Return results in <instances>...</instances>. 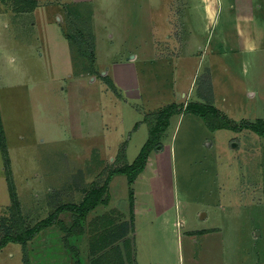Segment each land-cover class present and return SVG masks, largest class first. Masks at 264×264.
<instances>
[{
    "label": "rangeland",
    "instance_id": "rangeland-1",
    "mask_svg": "<svg viewBox=\"0 0 264 264\" xmlns=\"http://www.w3.org/2000/svg\"><path fill=\"white\" fill-rule=\"evenodd\" d=\"M31 1L0 0V239L13 223H52L1 249L0 264H264V138L252 130L212 133L198 116H174L134 184L109 177L140 152L144 111L183 102V92L207 102L211 91L236 124L264 119V0H124L116 16L97 0L95 66L89 5ZM60 4L66 34L80 40L70 49ZM246 35L253 50L241 46ZM132 54L117 66L124 94L113 63ZM105 184L106 203L86 218L62 208ZM178 216L185 229L221 230L179 246L163 222Z\"/></svg>",
    "mask_w": 264,
    "mask_h": 264
},
{
    "label": "trees",
    "instance_id": "trees-1",
    "mask_svg": "<svg viewBox=\"0 0 264 264\" xmlns=\"http://www.w3.org/2000/svg\"><path fill=\"white\" fill-rule=\"evenodd\" d=\"M35 6L37 2L35 0L31 1ZM36 7V6H35ZM34 7V8H35ZM87 14H90V8L87 11ZM90 35L92 36V30L89 25ZM81 38L85 36L84 31H79ZM66 37L70 41H76L74 35L66 34ZM92 38V37H91ZM80 41V40H77ZM76 41V43H77ZM86 42L82 40V44ZM93 51L90 53V60L92 63L95 61L94 57V45L91 43ZM104 80H106L110 85L113 86L112 81L108 76H104ZM202 96H208L207 102L200 101H191L186 105L172 103L165 106L163 109L156 113H152L146 117V121L149 125V137L143 147L141 148L136 159L124 166L116 167L110 172L109 177L113 175H125L127 177L128 184L131 186L135 179L140 175V173L144 170L149 160L150 153L152 150L156 149L161 144V138L166 129L170 124V118L174 114L179 113H192L202 118V120L206 123V125L211 130H216L220 128H228L234 130H241L243 128H247L258 134L259 136L264 138V119H257L255 121H243L241 124H236L231 121L225 114H223L214 104L213 100H211V91L206 94H202ZM0 134L3 135V123L0 113ZM2 146H6L4 137H1ZM7 154V153H6ZM8 157V155H6ZM9 187L10 194L14 204V211L17 215H20V204L18 202L17 194L15 192V188L13 183L9 179ZM107 186L106 184L103 187H98L91 189L87 192L85 198L82 200L80 204L66 205L62 207L64 210H70L79 215L80 218H86L87 215L96 210V208L101 203H106V200L103 198L106 192ZM132 190V188H131ZM132 196H134L133 190L131 191ZM52 223V217L45 219L41 223L37 224L34 227L29 229H24L23 226H19L18 223H13V228L8 229L5 235L0 239V250L5 248L10 243L22 244L26 245L28 241L32 240L35 235L41 230L44 225H50Z\"/></svg>",
    "mask_w": 264,
    "mask_h": 264
},
{
    "label": "crops",
    "instance_id": "crops-1",
    "mask_svg": "<svg viewBox=\"0 0 264 264\" xmlns=\"http://www.w3.org/2000/svg\"><path fill=\"white\" fill-rule=\"evenodd\" d=\"M67 2H70V3H74V2H79V3H81V2H83V3H85V4H88L89 5V7H90V14L88 15V20H89V23H90V28H91V30H92V40H93V45L95 46V44H94V38H95V36H96V30H95V28H94V19H95V16H96V12H95V10H94V4L96 3V1L97 0H66ZM128 1L129 0H127L126 1V3H128ZM62 2V1H61ZM106 3L107 4H110V6L108 7V10L106 11V14L108 15V16H116V15H118L119 13L121 14V13H125L126 11H124V12H122V9L120 10V12H119V10L115 7L116 5L115 4H117V3H121V8H122V5H123V3H124V0H106ZM76 4H78V3H76ZM260 7H264L263 5H259ZM56 15H58V20L60 21V24H61V29H62V34H63V37L65 38V40H66V43H67V45L69 46V49H70V45L72 44L71 43V41L70 40H68L67 39V37H66V30H67V27H66V19H65V21H64V9H63V5L62 4H60L59 6H57V10H56ZM108 18H114V17H108ZM247 36V35H246ZM114 34L113 33H110V35H109V39H110V41H113L114 39ZM247 38H248V36H247ZM252 43H253V41L250 39V38H248V43H245V44H243V45H241L242 47H243V49L244 50H248L249 48L251 49L252 47H251V45H252ZM242 49V50H243ZM252 50H253V48H252ZM70 52H71V50H69ZM255 51V50H254ZM176 55V54H175ZM94 57H95V50H94ZM136 60H138V54H132V56L130 57V58H127L126 60H120V61H114V68H113V75H112V78H113V80L115 81V83H116V85L118 86V88L120 89V90H122V92L125 94V86H124V84H122V76H121V74H120V72L118 71V69H117V66H129V65H131L132 63H133V61H136ZM171 62V61H170ZM94 66H95V61H94ZM73 71V70H72ZM101 69H100V71H99V73H101ZM108 72H109V69H107L105 72H103L102 73V75H104L105 74V76L108 74ZM72 74V73H71ZM91 77H93V76H91ZM90 77V78H91ZM183 95H184V97H186V100L185 101H183V102H180V103H178V102H174V103H177V104H179V105H181V104H184V105H186L188 102H191V101H197V100H191L190 98L188 99V97L190 96L189 95V93H188V95H187V93H185V92H183ZM192 97V96H191ZM200 102H202V101H200ZM172 104V103H171ZM169 105V104H168ZM167 106V105H166ZM165 107V106H164ZM163 107V108H164ZM217 107V106H216ZM162 108V109H163ZM218 108V107H217ZM158 111H160V109H158L157 111H144V114H142L143 116H142V118H143V122H144V124L146 123V125L148 126V122L146 121V117L148 116V115H150V114H152V113H156V112H158ZM223 114L225 113V114H227L228 113V111L229 110H226V111H223V110H220ZM186 114H192V113H185V112H183V113H179V114H174V115H172L171 116V118H170V123H171V119L174 117V116H179V120L181 119V117H185L186 116ZM193 115H195V114H193ZM195 116H197V115H195ZM199 117V116H198ZM199 118H201V117H199ZM202 119V118H201ZM243 119V118H242ZM257 120V119H256ZM86 121L87 122H89V120L87 119V116H86ZM255 121V120H254ZM204 122V121H203ZM205 123V122H204ZM87 125H89V124H87ZM205 125H206V123H205ZM90 126L92 127L91 128V131H89L90 133H94L95 131H96V129L94 130V125L93 124H91L90 123ZM135 127H137V125L135 126ZM169 127H170V124H169V126H168V128L166 129V131L164 132V134L162 135V138H161V141L163 140V138L164 137H166L167 135V131H168V129H169ZM206 127L210 130V132H212V133H214V132H217L218 130H220V129H222V128H220V129H216V130H211L207 125H206ZM148 129H149V126H148ZM148 137H149V132H148V136L146 137V139H145V142L147 141V139H148ZM172 137H174V134H173V136ZM233 138H236V137H231V139H233ZM263 138V137H262ZM145 142H144V144H145ZM233 143V142H232ZM143 144V145H144ZM143 147V146H142ZM233 147H235L236 148V143L234 144V146ZM117 154H119V152H117L116 153V155ZM139 154V153H138ZM151 154V153H150ZM115 155V156H116ZM138 156V155H137ZM125 157V159H126V161H127V163L128 164H130L129 162H128V160H127V158H126V156H124ZM136 159V158H135ZM132 163V162H131ZM146 168V167H145ZM144 168V169H145ZM144 172V170L140 173V175L142 174ZM139 175V176H140ZM138 176V177H139ZM137 177V178H138ZM136 178V179H137ZM136 179H135V181H136ZM135 181H134V183H135ZM128 182V181H127ZM133 183V184H134ZM250 187H251V189L253 188L251 185H250ZM253 191V190H252ZM251 195V194H250ZM252 199H253V194H252ZM135 207H136V200H135ZM165 212H166V210H165ZM165 212H164V216L163 217H165ZM167 215V214H166ZM205 218H207V214H205V213H202L201 214V219H205ZM165 219V218H164ZM163 222H165V225H166V227L167 228H173L172 229V232L174 233H176V236H177V240H178V245L179 246H181L182 245V243H181V241H182V239H184L185 237H189V238H193V237H195V235H197L198 233H203V234H206V235H209V234H211V233H217V232H220V230H221V228H219V227H217V228H210V229H207V228H197L198 226H194V228L193 229H185L184 227H185V225H186V223H185V221H184V219L183 218H181V217H177V219H176V221H174L173 223L172 222H170L169 221V219H168V217H166V219L165 220H163ZM216 230V231H215ZM153 264H158V262H155V263H153Z\"/></svg>",
    "mask_w": 264,
    "mask_h": 264
}]
</instances>
